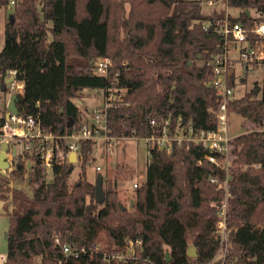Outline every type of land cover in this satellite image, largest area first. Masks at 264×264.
<instances>
[{"label":"trees","instance_id":"1","mask_svg":"<svg viewBox=\"0 0 264 264\" xmlns=\"http://www.w3.org/2000/svg\"><path fill=\"white\" fill-rule=\"evenodd\" d=\"M220 1L15 0V22L7 24L0 50V100L11 92L6 80L16 70L23 83L19 115L38 117L48 134L67 136L89 121L74 102L84 89L117 96L108 99L107 123L116 139L149 136L152 119L169 121L171 134L189 124L195 133L212 131L220 106L209 85L220 51L213 32L226 14ZM10 2L0 0V8ZM229 6L241 10L233 23L251 29L264 22V0H230ZM99 58L112 62L106 76L92 72ZM231 106L250 130L230 141L229 169L210 163L208 150L193 142L175 143L170 154L152 146L132 209L123 210L114 182L104 187L105 202L96 201L85 171L94 161V141L81 142L82 172L73 184L76 164L69 162L66 140L57 141L51 181L38 152L21 154L12 171L0 173V214L9 217L2 264H209L219 250L215 227L226 196L229 259L264 264V97L247 92ZM134 175L120 166L116 182ZM22 183L28 188L16 186ZM64 245L86 252L76 258Z\"/></svg>","mask_w":264,"mask_h":264},{"label":"built area","instance_id":"2","mask_svg":"<svg viewBox=\"0 0 264 264\" xmlns=\"http://www.w3.org/2000/svg\"><path fill=\"white\" fill-rule=\"evenodd\" d=\"M230 0H221V5L225 8L226 14L223 20L216 22L214 27L215 35H217V45L220 51L212 58V79L209 85L216 91L220 98L219 110L216 112L217 126L212 131L201 130L198 133L194 132V128L189 124L184 128L179 129L175 134H171L169 129V121L160 124L156 119L150 121L151 134L147 137L139 138L146 142L148 150V158L152 146H157L160 150H165L167 153H172L174 144L183 142H193L196 145H202L208 150L205 159L224 169L230 167V148L229 144L232 140L229 137V114L233 109L231 101L233 92L238 81L246 82L247 77L258 70L264 68V22L256 23L251 29L242 23H233L232 15L229 10ZM214 5L213 1L208 2V6ZM15 7V0H11L7 9L12 11ZM261 14L255 12L254 18H260ZM112 62L108 58H99L94 61L92 72L96 76H106ZM235 76V86H231V76ZM17 71H9L7 79H12L10 89L13 92L16 90L21 93L23 83L16 80ZM101 94L106 96V104L92 112V122H85L80 130L73 132L67 136H55L48 134L42 127L41 120L35 116H22L11 114L5 121H0V155L4 145H8L7 161L10 163V168L3 170L0 168V173L8 174L12 171L19 161L20 155L24 152H38L41 163L45 166L47 173L52 172L55 160L56 144L58 140L64 139L67 142V157L69 158L72 152L77 154V159L80 158L81 142L94 141L105 139L109 145L108 149L113 148L111 143L116 138L108 135V108L109 101L116 100L117 96L114 93L107 95V92L102 90ZM264 130V126L262 128ZM16 143L19 145L17 146ZM20 147V148H19ZM17 149V155H14L13 150ZM100 171V167H97ZM211 182H216L215 179H210ZM141 185V184H140ZM139 184H134V188H138ZM227 196L219 207V221L215 227V235L219 241V250L212 262L209 264H234L229 259L231 248V231L227 224ZM55 244L61 245V238L55 237ZM138 245L139 242H136ZM63 251L65 254L79 257L86 252L85 248L73 249L69 245H64ZM133 254V253H132ZM130 256L122 255L119 259H125ZM6 257L2 256V261Z\"/></svg>","mask_w":264,"mask_h":264},{"label":"rangeland","instance_id":"3","mask_svg":"<svg viewBox=\"0 0 264 264\" xmlns=\"http://www.w3.org/2000/svg\"><path fill=\"white\" fill-rule=\"evenodd\" d=\"M228 11L234 18L239 17L241 14V10L237 7H229ZM11 13L12 11L7 8H0V50L3 49L5 44L6 28L10 21ZM252 15H255V11L252 12ZM256 84L260 88L259 97H264V68H259L251 73L247 77L246 82L241 83L238 81L233 92V97L235 99L243 97L247 92H250ZM17 93L18 92L14 90L13 92L11 91L3 95L0 100V117L2 112L8 110L11 96ZM74 102L84 111V115H87L88 119L92 122V112L103 107L107 99L104 94H101V90L84 89L79 97L74 99ZM247 130H250V125L248 127L245 123V119L232 109L229 114V137L232 139L242 135ZM111 143L113 144V148L109 150V143L105 139H100L95 142L93 153L94 161L92 163L88 162L85 165L87 179L95 185L98 175L101 174L105 178L104 187L114 182L120 193L123 206L128 208L130 206L129 200H133L134 184L140 185L147 179L148 147L144 140L136 137L113 140ZM120 166L132 169L135 172L133 179L116 182V175ZM97 167H100L101 170L98 171ZM81 172L82 167L78 160L70 177V184H73L81 177ZM48 174V181H51L52 172ZM16 186L24 189L28 188L26 183L17 184ZM8 229L9 217L5 213H2L0 214V264L4 262L2 261V256L6 257L8 252V242L6 239Z\"/></svg>","mask_w":264,"mask_h":264},{"label":"water","instance_id":"4","mask_svg":"<svg viewBox=\"0 0 264 264\" xmlns=\"http://www.w3.org/2000/svg\"><path fill=\"white\" fill-rule=\"evenodd\" d=\"M234 2H239V0H234ZM247 14L250 15L251 12L247 11ZM10 22L13 24L15 22L14 17L11 15L10 16ZM94 61H92L93 64ZM191 64V63H189ZM12 83V79H7L6 80V84L10 85ZM255 93L257 94V90H255ZM16 99L17 96L13 95L11 96V100L8 106V113H7V118L11 115H19L18 109L16 107ZM64 130V127L61 128V132ZM9 147L8 145H4L2 148V153L0 155V168L3 170H7L10 168V163L7 161V151H8ZM14 155H17V149L14 148L13 150ZM69 162L72 164H76L78 162L77 159V154L75 152H72L69 156ZM95 199L98 203H104L105 202V192H104V178L103 175H98V178L96 180L95 183ZM134 206V200H131V204L130 206L127 208L125 206L122 205L123 210L126 209H132ZM8 238V234H6V239ZM188 255L190 257H196V251L194 248H190L188 251ZM170 251L169 249H166V261L169 262L170 261Z\"/></svg>","mask_w":264,"mask_h":264},{"label":"flooded vegetation","instance_id":"5","mask_svg":"<svg viewBox=\"0 0 264 264\" xmlns=\"http://www.w3.org/2000/svg\"><path fill=\"white\" fill-rule=\"evenodd\" d=\"M255 90H257V94L260 93V88L258 87V85L256 84L255 87L250 91V92H254L255 93ZM256 94V93H255Z\"/></svg>","mask_w":264,"mask_h":264},{"label":"crops","instance_id":"6","mask_svg":"<svg viewBox=\"0 0 264 264\" xmlns=\"http://www.w3.org/2000/svg\"><path fill=\"white\" fill-rule=\"evenodd\" d=\"M7 113H8V112H6V114H5L6 117H7ZM1 115H2V114H1ZM122 139H123V138H122Z\"/></svg>","mask_w":264,"mask_h":264}]
</instances>
